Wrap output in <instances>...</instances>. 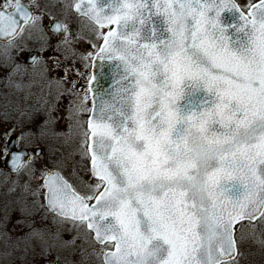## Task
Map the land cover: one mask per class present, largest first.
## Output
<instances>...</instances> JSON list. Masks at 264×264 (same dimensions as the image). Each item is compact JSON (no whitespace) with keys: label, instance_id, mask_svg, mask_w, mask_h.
Returning a JSON list of instances; mask_svg holds the SVG:
<instances>
[{"label":"snow or ice","instance_id":"1","mask_svg":"<svg viewBox=\"0 0 264 264\" xmlns=\"http://www.w3.org/2000/svg\"><path fill=\"white\" fill-rule=\"evenodd\" d=\"M0 58L4 87L19 76L42 100L0 132L7 247L26 256L38 241L57 250L49 264H244L248 242L264 248V0H0ZM88 68L91 109L74 79Z\"/></svg>","mask_w":264,"mask_h":264},{"label":"rangeland","instance_id":"2","mask_svg":"<svg viewBox=\"0 0 264 264\" xmlns=\"http://www.w3.org/2000/svg\"><path fill=\"white\" fill-rule=\"evenodd\" d=\"M256 0H252V2H255ZM67 3H74L75 0H66ZM54 15H56L57 19H62L61 15V9H49ZM70 16L72 18L73 26H75L76 23L81 22L80 20H76L74 18L73 13H70ZM43 25L48 28L49 26V18L47 15L43 17ZM83 23V22H82ZM85 27V35L88 34V26L84 24ZM81 50L88 47V45L80 44L78 46ZM0 63H2V58H0ZM77 68L81 71H85V67L80 63L77 62ZM88 71V69H87ZM5 74V70L3 68H0V121H2L5 117V115L9 116H15V120L19 115V112L17 111V107L26 109L28 111H32L34 109H38L41 107L42 100L38 102V96L40 95V89L36 85H33L31 89L24 87L28 83L27 79L21 80L19 76L13 77L12 86L10 88H5L3 84V77ZM60 75H63V73H60ZM88 75H80V76H74V79L77 83V85L82 87L84 91L80 93V98H83L85 95H87L86 91V85L88 82ZM16 83L21 84V88L17 89L15 87ZM68 87H71V85H68ZM32 93V95H29ZM25 96H28L29 98L27 100L24 99ZM88 98V95H87ZM68 106V99L67 97H62V103L58 105L60 108V115L66 116L68 113L66 111ZM87 107H90V103L88 100ZM87 115V114H86ZM44 116L41 113L36 114V121L38 123H43ZM15 123V122H14ZM11 121H9V124L0 126V132H2L3 127H10L12 124ZM59 128L63 131H68V126L65 120L61 119L59 122ZM29 128H32V125H26L25 131H28ZM34 130V128H33ZM19 132V130H17ZM4 141V138L2 135H0V164L2 163V160L4 158L3 156V149H1V144ZM75 133H73V137L68 139L66 143L63 141L54 144L53 147L57 149L54 156L48 157L47 150L45 151V157L47 160V163L49 165H52L56 163L57 159L61 156V154H64L65 156L69 153H73L77 145L75 144ZM73 159H79L78 156H74ZM39 166V165H38ZM0 180H4L2 178V171L0 169ZM86 245V244H85ZM87 248V245L86 247ZM245 257H244V264H264V248H262L260 245L256 246V244L253 243H247L245 246Z\"/></svg>","mask_w":264,"mask_h":264},{"label":"flooded vegetation","instance_id":"3","mask_svg":"<svg viewBox=\"0 0 264 264\" xmlns=\"http://www.w3.org/2000/svg\"><path fill=\"white\" fill-rule=\"evenodd\" d=\"M74 18L76 20H80L81 22H83L84 24H86L88 26L87 20L80 18V17H77L75 15H74ZM24 62H25V60H24ZM80 88H82V87L80 86ZM8 118H9V121H11L12 123L15 122V116H9L8 115ZM15 135H19V132H16ZM15 135L13 136V140H15ZM1 145H2L1 149H3L4 148V141L2 142ZM9 147L14 152L20 151L19 148L13 147L11 143L9 144ZM29 151H31V150L29 149ZM5 162H6L5 158H3L2 163L0 164V169L2 171V178H4V180H0V200H3L5 198V195L7 193V189L9 186V184L5 183V175L4 174L9 172L8 168L6 167ZM15 178L16 177L14 175H10L8 178L9 183L12 179H15ZM18 217H19V213L13 214V223L15 222V220ZM37 221H39L38 217H37ZM36 227H41V224L38 222L36 224ZM61 227H62V229H71L72 226H71V224H62ZM8 231L12 235V237L15 238L16 236L22 235L23 232H27L28 229L25 228L23 230L17 229L16 231H12V226L10 224ZM63 236H64V239L70 238L69 233L67 231H64ZM77 243L81 244L82 241H77ZM33 246L35 248V252L33 253L32 251H29V253L25 256V253L22 250H15L14 251L12 248L7 247L5 238L2 235H0V264H22V258H24V261L28 262V264H49L50 261H52L56 258V255H57L56 249H53L50 254L45 256V255L40 254L41 253V246H40L38 241H34ZM83 247L85 248L86 245H83ZM60 255H61V258L63 260L64 258L69 257V252L67 250L61 251ZM70 258L75 260V261H79L81 259L80 249L77 248L75 255L71 256ZM93 264H95L94 260H93Z\"/></svg>","mask_w":264,"mask_h":264},{"label":"water","instance_id":"4","mask_svg":"<svg viewBox=\"0 0 264 264\" xmlns=\"http://www.w3.org/2000/svg\"><path fill=\"white\" fill-rule=\"evenodd\" d=\"M101 2H102V3H107L108 0H101ZM257 2H258V1H257ZM73 12H74V11H73ZM74 14H75L77 17H79L78 14H76L75 12H74ZM228 18H229V15H228V14H224V19H225V20H228ZM49 27H50V26H49ZM24 60H25L26 63L28 62V58H27V57H25ZM92 71H93V70L90 68V75L92 74ZM111 84H112L111 76L108 74V72H107V68H105V76L102 77V78L100 79V81H99V85L96 86V87H97V93H104L105 90L110 89ZM87 88H88V85H87ZM88 95H89V99H90V109H91V107H92V102H93V93L88 92ZM106 98H107V97H106ZM22 159H23V157H22ZM10 160H11V157L9 156V157L7 158V160H6V162H5L6 167L8 168V170H9V165H8V162H7V161H10Z\"/></svg>","mask_w":264,"mask_h":264},{"label":"trees","instance_id":"5","mask_svg":"<svg viewBox=\"0 0 264 264\" xmlns=\"http://www.w3.org/2000/svg\"><path fill=\"white\" fill-rule=\"evenodd\" d=\"M248 243H253V242H248ZM253 244H256V246H258V245H259L258 243H253Z\"/></svg>","mask_w":264,"mask_h":264}]
</instances>
